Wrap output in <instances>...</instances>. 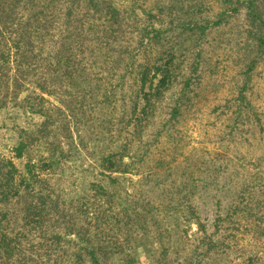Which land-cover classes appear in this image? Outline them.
Masks as SVG:
<instances>
[{
	"label": "trees",
	"instance_id": "trees-1",
	"mask_svg": "<svg viewBox=\"0 0 264 264\" xmlns=\"http://www.w3.org/2000/svg\"><path fill=\"white\" fill-rule=\"evenodd\" d=\"M135 3L0 0V112L14 115L19 133L10 154L0 153V264H140L136 243L110 235L108 224L127 215L130 230L143 233L154 208L173 219L158 234L174 240L162 255L175 250V264L220 256L227 264H264V113L243 92L220 101L221 140L201 152L184 145L181 154L178 125L193 78L161 117L177 51L154 49L166 29L156 25L154 7L140 13ZM248 7L264 22L254 0ZM88 109L112 113L117 134L107 150L88 156L82 171L90 179L73 183L72 123ZM242 135L248 147L225 142Z\"/></svg>",
	"mask_w": 264,
	"mask_h": 264
},
{
	"label": "rangeland",
	"instance_id": "rangeland-1",
	"mask_svg": "<svg viewBox=\"0 0 264 264\" xmlns=\"http://www.w3.org/2000/svg\"><path fill=\"white\" fill-rule=\"evenodd\" d=\"M249 1L135 0L137 11L140 13L145 7H154L157 15L156 25L166 29L167 36L163 41L156 43L154 49L177 51L174 83L158 108L161 117H167L166 112L169 111L167 105L177 99L185 78H193L192 91L189 93L192 100L178 125L177 140L182 147L181 154L186 153V147L187 151L192 152L194 148L195 151L201 152L205 147H211L216 141L221 140L217 136L220 133L218 129H224L225 120L222 116L224 112L217 115L214 113L217 109L214 106L220 101L222 104L225 99L241 97L243 92L258 110L264 113V22L253 20L248 7ZM254 3L256 11L264 20V0H254ZM203 26L207 27L205 31L200 28ZM195 67H198L197 70ZM121 110L122 107H119L117 111ZM5 111L0 112V153L10 154L9 149L18 140L19 133L14 126V115ZM107 114L108 112L88 109L86 113L79 112L74 117L72 127L78 147L71 155L69 174L75 171L69 178L71 182L78 183L82 179H90V174H84L82 171L85 164H88L86 162L92 161L88 156L92 157L93 154L97 156L98 153L107 150L110 138L117 134L116 126L109 122L112 113ZM17 122L24 124L22 118ZM154 130V127L150 128L149 132ZM225 142L231 146L248 147L250 140L248 136L242 135L236 140ZM261 143H264V139ZM16 162L22 167L24 159H16ZM151 193H153L151 196L159 194L158 191ZM159 197L161 199V195ZM169 197L165 195V201ZM161 202L162 207L168 205L163 200ZM196 204L202 219L207 217L210 224L212 213L209 207L200 201ZM130 210L134 213L132 209ZM159 213L160 211L155 208L149 212L147 228L143 233H133L130 230L131 217L127 215L126 217L120 215L124 218L123 222L108 224L110 235L115 237L120 234L131 244L136 243L135 255L140 264H175L178 260V253L170 248L166 257L162 255L163 247H169L174 240H169L165 236L161 238L158 231L165 226L168 227L170 223L172 225L173 219L166 218V215L164 219ZM125 223L129 225L126 226ZM159 225L164 227L159 228ZM189 228L191 229L189 237L193 239L195 235L192 233L196 230V224L191 223ZM115 258H119V255ZM209 264L227 263L224 257L220 256L212 259Z\"/></svg>",
	"mask_w": 264,
	"mask_h": 264
}]
</instances>
